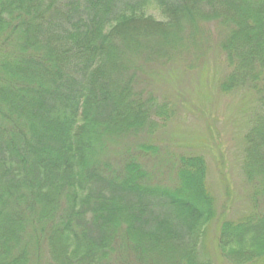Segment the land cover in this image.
Instances as JSON below:
<instances>
[{"label":"trees","instance_id":"trees-1","mask_svg":"<svg viewBox=\"0 0 264 264\" xmlns=\"http://www.w3.org/2000/svg\"><path fill=\"white\" fill-rule=\"evenodd\" d=\"M207 24L222 33L218 90L256 103L242 138L249 205L222 221L216 248L229 264L264 259V0H0V264L43 251L51 264H212L205 159L180 155L160 186L139 161L151 143L110 150L167 115L137 88L156 72L133 54L206 58L208 41L180 40L209 39Z\"/></svg>","mask_w":264,"mask_h":264},{"label":"rangeland","instance_id":"rangeland-1","mask_svg":"<svg viewBox=\"0 0 264 264\" xmlns=\"http://www.w3.org/2000/svg\"><path fill=\"white\" fill-rule=\"evenodd\" d=\"M202 28V32L206 30L205 38L209 39L197 40L193 46L186 39V32L181 34L183 41L180 42L191 49L208 41L206 58L189 60L192 53L181 52L179 57L169 55L163 64L156 65L154 59L150 61L146 56L144 48L133 54L136 62L145 63L143 74L156 72V76L141 75L137 88L144 97L151 94L156 107L165 105L167 115L161 120L153 118L157 125L135 136L124 137V145H110V150L111 146L118 152L122 147L132 148L133 143H151L153 150L141 155L139 161L149 174V182L160 186H169L175 181L176 160L180 155H201L207 165V186L217 209L216 218L208 229L206 252L212 264H229L218 253L215 240L222 221L240 218L249 205L250 190L241 167L242 138L249 128L245 125L247 116H252L250 112L256 103L250 96L243 99V93H220L218 80L225 74V67L221 61L223 56L215 47L222 33L214 24ZM37 263L51 264L45 251L37 258ZM256 264H264V259Z\"/></svg>","mask_w":264,"mask_h":264}]
</instances>
